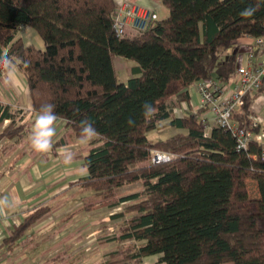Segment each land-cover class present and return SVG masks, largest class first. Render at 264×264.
I'll return each instance as SVG.
<instances>
[{"label":"trees","instance_id":"obj_1","mask_svg":"<svg viewBox=\"0 0 264 264\" xmlns=\"http://www.w3.org/2000/svg\"><path fill=\"white\" fill-rule=\"evenodd\" d=\"M160 1L166 16L145 31L128 28L117 36L115 0H0V55L6 51L11 60L7 69L0 65V76L12 68L21 73L33 112L55 105L67 132L52 143L54 155L82 143L81 121L93 123L98 135L64 154L87 170L71 183L89 192L79 210L126 204L111 218L122 219L114 240L127 243L102 264H143L153 256L158 264H264V144L251 141L238 150L228 130L206 132L189 106L197 81L235 77L229 51L236 39L264 37V0ZM249 6H257L255 14L242 17ZM23 27L39 35L44 49L24 43ZM114 56L133 62L125 82L117 78ZM249 102L250 94L234 114L247 126ZM24 116L0 101V141H8L0 163L13 145H32V122ZM156 128L175 132L150 140L147 133ZM151 150L172 157L155 163ZM248 180L256 182L257 197L249 195ZM132 184L141 188L120 195ZM49 211L40 207L14 226L4 239L8 248Z\"/></svg>","mask_w":264,"mask_h":264},{"label":"crops","instance_id":"obj_2","mask_svg":"<svg viewBox=\"0 0 264 264\" xmlns=\"http://www.w3.org/2000/svg\"><path fill=\"white\" fill-rule=\"evenodd\" d=\"M115 1L119 5L123 0ZM131 1L153 7L158 13V18H162L168 13L160 0ZM24 28L30 27H23L21 30ZM26 36L28 38L30 34L26 33ZM229 54L234 57L236 68L245 65L249 55L252 56L253 63H259L262 59L259 47L249 36L236 39ZM127 79L128 76L125 80L118 78L120 82H125ZM194 90L195 92L193 95L190 94L189 99V106L193 112L198 104L195 87ZM191 99H193L192 103ZM0 101L22 109L24 117L32 122L30 126V131H32L37 113L30 108L31 102L26 81L16 68H12L0 76ZM189 106L184 103L183 108ZM247 118L256 123V132L264 134V89L250 93ZM64 124L65 122L61 119H57L55 122L56 135L53 137L52 143L67 132ZM78 144L84 145V142L76 143L74 141V143L60 147L56 150L57 155H54L51 149L47 152H38L33 150L31 144H27L28 151L27 148H20L25 153L22 157L13 160V150L11 155L2 160L0 165V200H4L6 203L0 206V264L29 262V258L34 255L40 244H45L48 239L50 245L53 246V249L46 254L48 261L49 258L53 259L68 248H70V253L67 256L72 258L80 257L83 250H87L88 247L85 246L92 242L93 238L91 237L97 232L94 230V227L98 226L96 225L97 219L89 214L90 211L79 210L82 198L73 197L77 196L79 191L77 187L71 185L78 178L85 176L87 170L81 160H71L68 158L71 155L64 154L65 151L75 149ZM13 147L9 149H13ZM34 151L36 154L32 155ZM79 169L81 170L79 171ZM54 202L57 203L56 207L52 204ZM44 206L50 207L49 214L37 222L33 226L32 232L26 233L19 244H14L13 249L8 248L11 242L5 243L4 239L11 235L13 227L27 215ZM94 247L93 245L92 249ZM93 261L94 259H90L87 263H94Z\"/></svg>","mask_w":264,"mask_h":264},{"label":"built area","instance_id":"obj_3","mask_svg":"<svg viewBox=\"0 0 264 264\" xmlns=\"http://www.w3.org/2000/svg\"><path fill=\"white\" fill-rule=\"evenodd\" d=\"M157 19L158 13L153 7L123 0L117 7L112 28L117 36H121L126 27L145 31ZM254 42L262 55L259 63H253L249 55L245 65L236 68L235 77L230 82H222L216 74H212L194 85L198 94L195 112L202 119L206 132L215 126L225 128L234 137L238 150H247L251 141L263 145L264 139L263 133L252 129L256 127L254 121L247 126L234 120L235 112L243 109L246 96L264 88V37L255 38ZM151 156L155 163L172 157L171 154L157 150H151ZM262 156L264 158V146Z\"/></svg>","mask_w":264,"mask_h":264},{"label":"rangeland","instance_id":"obj_4","mask_svg":"<svg viewBox=\"0 0 264 264\" xmlns=\"http://www.w3.org/2000/svg\"><path fill=\"white\" fill-rule=\"evenodd\" d=\"M128 30V27L125 28V31ZM26 33H29L30 36L27 38ZM18 35L23 39L25 44H31L35 46L38 49H44V42L43 40L39 37V35L30 28H24V30H20ZM25 35V36H24ZM27 38V39H26ZM133 62L127 59H124L119 56H114L113 57V67L115 72L118 75L119 79L125 80L129 74V67L132 65ZM194 85L189 87L190 94L193 95L194 90ZM193 99H191L192 103ZM176 113H180L177 111ZM7 123V121H4ZM175 132L174 129H153L147 133V137L150 140H160L164 139L167 136L172 135ZM3 144H8V141L6 139H2L0 141V147ZM21 144V146H20ZM17 143L16 145H13V149H10L12 151H8L7 155H11V153L14 150V158H20L22 155L25 153L20 150V148H27V145L21 143ZM19 149V150H18ZM18 150V152H17ZM28 151V148L26 149ZM35 151L32 153V155H35ZM9 164V162H7ZM1 165V163H0ZM81 169H79L80 171ZM80 173V172H79ZM80 175V174H79ZM75 187V186H74ZM141 188L140 184H132L128 186L122 187L119 192L120 195H128L130 193H134L138 191ZM247 188L249 195L251 197H257L258 196V188L255 182L252 180H248L247 182ZM87 196H89V192H78L77 196H73L74 198H82L81 200L85 199ZM54 207H56L57 203L54 202L52 203ZM126 204H121L119 207L115 208H108L107 206L94 209L89 212V214L92 217H95L97 219L96 225L97 227H94V230L97 232L92 236L93 238L92 242L88 244L87 250H83L82 255L80 257H68L67 254L70 252V248L65 249L63 252H60L57 254L53 259L49 258V261L46 257V254L50 252L53 249V246L50 245L49 239L45 242V244H40V246L36 249L34 255H32L29 258V262L25 264H102L103 261L106 259L108 253L116 248H118L120 245L124 246L127 242L123 241L121 243H117L114 240V234L116 233V230L118 226L122 223V219H113L111 218L113 214L118 213L123 209V207ZM94 218V219H95ZM82 223V222H81ZM93 229V228H92ZM68 231V230H67ZM92 231V230H91ZM95 239V240H94ZM101 239H104L105 242L101 241ZM93 245L95 246L93 249ZM83 247V248H85ZM159 256H153V257H148L144 259L143 264H158L157 259ZM90 259H94V263H87ZM57 260V261H56ZM12 261V260H11Z\"/></svg>","mask_w":264,"mask_h":264},{"label":"clouds","instance_id":"obj_5","mask_svg":"<svg viewBox=\"0 0 264 264\" xmlns=\"http://www.w3.org/2000/svg\"><path fill=\"white\" fill-rule=\"evenodd\" d=\"M257 6H249L240 12L242 17H250L255 14ZM0 65L6 69L11 66V60L8 58L7 52L0 55ZM146 114L152 111L149 105L144 106ZM55 105L48 103L41 106L39 113L37 114L32 134L31 143L33 148L38 152H47L52 148V140L56 135L55 122L58 117L54 111ZM81 142H88L98 135L92 122L84 120L81 121ZM4 200H0V206L5 205Z\"/></svg>","mask_w":264,"mask_h":264}]
</instances>
